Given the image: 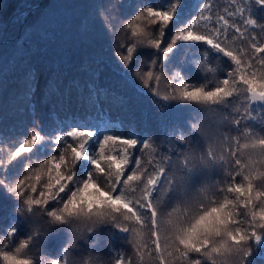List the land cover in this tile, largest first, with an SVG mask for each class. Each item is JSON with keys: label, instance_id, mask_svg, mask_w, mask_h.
<instances>
[{"label": "snow or ice", "instance_id": "6c2138e0", "mask_svg": "<svg viewBox=\"0 0 264 264\" xmlns=\"http://www.w3.org/2000/svg\"><path fill=\"white\" fill-rule=\"evenodd\" d=\"M97 19L161 142L107 120L45 131L39 106L80 86L28 73L31 126L0 157V264H264V0H101ZM92 71L93 107L127 102Z\"/></svg>", "mask_w": 264, "mask_h": 264}, {"label": "trees", "instance_id": "16d2710c", "mask_svg": "<svg viewBox=\"0 0 264 264\" xmlns=\"http://www.w3.org/2000/svg\"><path fill=\"white\" fill-rule=\"evenodd\" d=\"M100 2L0 0V82L4 85L0 91V132L3 133L0 157H6L7 146L14 145L31 126L33 117L25 110L24 95L28 73L39 74L42 81L52 75L66 87L74 83L80 86L73 91L71 103L64 104L61 99L39 106L36 117L43 123L45 131L58 121H86L100 125L107 120L117 134L135 128L142 134L154 136L158 144L161 142L158 114L150 103L152 98L137 95L130 80L129 86L125 87L115 75L116 69L110 59L115 51L114 41L110 34H103L97 19ZM141 2L157 4L162 0ZM96 68L103 72L95 81L96 86L127 97L125 104L102 99L99 106H92L95 97L88 98V87H91L90 77L94 74L92 69ZM186 71L195 81L200 80L195 68L188 67ZM183 113L185 119L195 114L188 109ZM11 207V201L0 197V214L6 215ZM7 224L8 220L0 217V228ZM48 250L53 251L51 246Z\"/></svg>", "mask_w": 264, "mask_h": 264}]
</instances>
